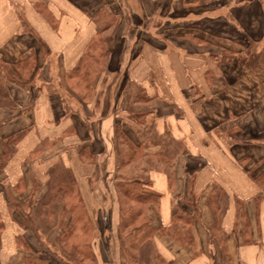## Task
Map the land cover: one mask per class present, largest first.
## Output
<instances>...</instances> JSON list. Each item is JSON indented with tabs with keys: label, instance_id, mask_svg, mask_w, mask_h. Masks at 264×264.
<instances>
[{
	"label": "crops",
	"instance_id": "1",
	"mask_svg": "<svg viewBox=\"0 0 264 264\" xmlns=\"http://www.w3.org/2000/svg\"><path fill=\"white\" fill-rule=\"evenodd\" d=\"M100 7L118 19L101 34L103 71L82 99L67 73ZM0 89V155L20 134L0 173V264H29L16 236L43 245L7 194L32 196L39 234L64 232L60 197L53 225L38 210L59 177L74 179L95 220L99 262L49 264H264V0H0ZM130 143L171 157L138 171L159 195L151 226L170 225L177 209L191 218L192 247L154 234L162 262L118 261L113 185ZM103 230L114 262L102 258Z\"/></svg>",
	"mask_w": 264,
	"mask_h": 264
},
{
	"label": "trees",
	"instance_id": "2",
	"mask_svg": "<svg viewBox=\"0 0 264 264\" xmlns=\"http://www.w3.org/2000/svg\"><path fill=\"white\" fill-rule=\"evenodd\" d=\"M117 19L118 16L113 15L107 7L97 9L93 16V20L97 24L96 35L85 48L75 68L67 73L69 86L82 99L91 97L94 86L103 71L104 58L107 54L109 40L107 37H102L101 34L106 29L112 27ZM21 22L22 25H26L22 18ZM19 138L20 134L11 136L6 140L5 150L0 155V173L12 155L14 145ZM142 145L141 143L139 147H134L130 143L125 150L121 148L120 166L126 162L130 164L140 160H142V164L152 162L157 166L161 163H169L171 158L169 154H148L144 152ZM138 173L134 171L128 178L120 177L113 185L117 197L119 214L117 237L120 239V236L123 235L125 239L127 262H162L152 242L154 234L156 232L163 235L166 234L182 244L192 247L191 218L177 209L173 214V222L170 225L161 226L160 228L152 227L149 220V207H156L159 195L151 189L150 180L147 177H141ZM58 179L56 180L59 182H56L50 188L45 200L39 204L40 221L43 220L45 223L47 219H51L52 222L48 223L49 226L57 221L55 220V214L58 201H55V199L60 197L59 203L63 205L60 218L62 225L64 217L68 214L64 232L59 237V242L63 243V247L60 250L62 251L63 258L66 262L68 260L69 262L72 260L77 263L88 262V260L92 261L96 257L92 240V233H94L93 226L90 218L85 213L83 204L79 199L76 201L79 193L75 181L68 177H59ZM31 200L32 196L24 201H16L15 198L7 194L6 207L9 212L19 211L21 215L26 213L31 216ZM190 203L193 204L192 202ZM3 226V220L0 215V234ZM16 237L19 247H23L25 252L31 251L30 246L23 237ZM148 245H150L149 249ZM23 261L29 264H49L51 260L43 257L31 258L25 255Z\"/></svg>",
	"mask_w": 264,
	"mask_h": 264
},
{
	"label": "rangeland",
	"instance_id": "3",
	"mask_svg": "<svg viewBox=\"0 0 264 264\" xmlns=\"http://www.w3.org/2000/svg\"><path fill=\"white\" fill-rule=\"evenodd\" d=\"M152 141H154V137H151ZM121 148L123 150L126 149V146H121ZM122 150V152H123ZM121 157V156H120ZM125 161V160H123ZM142 160L140 161H135V163H124L123 165H121L122 167L120 168V176L121 177H125V178H128L129 177V174L131 173H134V171L138 172L140 169H142L144 166L143 164L141 163ZM140 172V171H139ZM115 183V182H114ZM29 210V209H28ZM23 218V224L25 226H27L29 228V231H30V234H29V239H30V242L31 241H34V238H37L39 239L43 245H41V250H31V251H28V252H25V255L27 257H36V258H39V257H43V258H50L51 261L50 262H55L54 260H56L57 262H66L64 261V258H63V255H62V251L61 248L63 247V243L59 242V239L58 240H49L48 238H46V236L44 234H39L38 231H37V226H36V223L34 221V219L28 214H23L22 216ZM91 220V224L93 226V236H92V240H93V243H94V252H95V246H96V242L98 241L99 242V235L97 233V229H96V226H95V220L93 219H90ZM42 221V225H44L45 223V227H49V224L48 223H51L52 220L51 219H47V221L44 223L43 220ZM119 221V220H118ZM104 228H106L104 226ZM106 230V229H105ZM35 233V235H32V233ZM103 235H102V246L104 248V251L102 252V255H103V260L107 261V262H114L115 261V258L113 257V254H115L113 251H112V244L115 242L116 238L118 239V245L120 246V250L118 252L119 254V258H118V261L119 262H127L126 260V250H125V246H126V243H125V239L123 238V235L120 236V239L117 237V228H116V236L114 235V241H113V236L112 235H109V233H106V231L103 230ZM46 241H45V240ZM91 239V238H90ZM48 243L51 245L49 248H48ZM127 247V246H126ZM148 249L150 248V245L147 246ZM123 248V249H122ZM37 252H39V254H37ZM61 253V254H60ZM96 254V257L95 259H93L92 261L88 260V262H99L97 257V253L95 252ZM53 255V256H52ZM55 256V257H54ZM67 258V256H65ZM49 259V260H50ZM69 262V260H68ZM70 262H75V261H70Z\"/></svg>",
	"mask_w": 264,
	"mask_h": 264
}]
</instances>
